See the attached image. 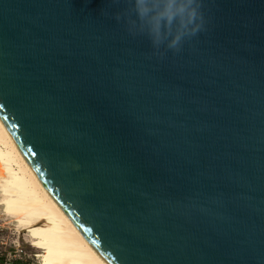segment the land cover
I'll list each match as a JSON object with an SVG mask.
<instances>
[{
	"label": "water",
	"instance_id": "95a60500",
	"mask_svg": "<svg viewBox=\"0 0 264 264\" xmlns=\"http://www.w3.org/2000/svg\"><path fill=\"white\" fill-rule=\"evenodd\" d=\"M0 116L111 264H264V0H0Z\"/></svg>",
	"mask_w": 264,
	"mask_h": 264
},
{
	"label": "bare ground",
	"instance_id": "6f19581e",
	"mask_svg": "<svg viewBox=\"0 0 264 264\" xmlns=\"http://www.w3.org/2000/svg\"><path fill=\"white\" fill-rule=\"evenodd\" d=\"M5 212L27 229L41 264H111L49 191L0 116Z\"/></svg>",
	"mask_w": 264,
	"mask_h": 264
},
{
	"label": "rangeland",
	"instance_id": "374dc122",
	"mask_svg": "<svg viewBox=\"0 0 264 264\" xmlns=\"http://www.w3.org/2000/svg\"><path fill=\"white\" fill-rule=\"evenodd\" d=\"M38 252L27 229L5 212L0 190V264H41Z\"/></svg>",
	"mask_w": 264,
	"mask_h": 264
},
{
	"label": "clouds",
	"instance_id": "9594fccd",
	"mask_svg": "<svg viewBox=\"0 0 264 264\" xmlns=\"http://www.w3.org/2000/svg\"><path fill=\"white\" fill-rule=\"evenodd\" d=\"M137 2H138V4L140 3V0H137ZM195 2V0H189V3L190 4H192V3H194ZM190 17L192 18V19H195V17H196V15H197V12H196V9L195 8H192L191 10H190ZM141 15H143V11L141 10ZM179 39H180V37H176V39L175 40H173V42H172V45L173 46H175V44L179 41Z\"/></svg>",
	"mask_w": 264,
	"mask_h": 264
}]
</instances>
